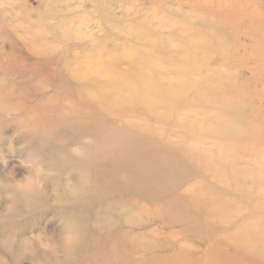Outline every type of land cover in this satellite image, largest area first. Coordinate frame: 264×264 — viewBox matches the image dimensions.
I'll return each instance as SVG.
<instances>
[{
    "label": "rangeland",
    "instance_id": "rangeland-1",
    "mask_svg": "<svg viewBox=\"0 0 264 264\" xmlns=\"http://www.w3.org/2000/svg\"><path fill=\"white\" fill-rule=\"evenodd\" d=\"M260 17L264 0H0V264L91 257L92 242L110 243L100 230L126 217L148 253L134 260L264 264ZM149 60L152 78L127 80ZM98 90L122 110L100 108L101 123L177 169L140 151L119 159L117 134L97 146L53 110L88 114ZM125 174L135 178L119 183ZM168 192L181 195L174 212Z\"/></svg>",
    "mask_w": 264,
    "mask_h": 264
},
{
    "label": "bare ground",
    "instance_id": "bare-ground-1",
    "mask_svg": "<svg viewBox=\"0 0 264 264\" xmlns=\"http://www.w3.org/2000/svg\"><path fill=\"white\" fill-rule=\"evenodd\" d=\"M223 5H227V3L222 4ZM241 3L239 4L238 7V11L241 10L240 8ZM237 11V12H238ZM260 19H264V17H260ZM140 63L137 64H133L132 66L135 65H141L139 68L137 67H133V71H134V76H136L135 78H127V80H134L136 83H138L139 81L145 80V79H150L153 77V75L156 72H149L146 71V73H144L145 71L142 70V68L144 67L145 64H148L149 61L147 62H142L139 61ZM108 67V66H107ZM103 70L102 71H107L108 68H106V65L104 64V66H102ZM110 69V68H109ZM116 71V70H114ZM113 69H110V73L114 72ZM116 73V72H115ZM101 77V76H99ZM101 93L100 90H98L96 93L90 94L89 96V102L94 105L91 109H89V113H83L80 112L81 110L77 109V108H71L72 110H67L65 109L62 105H56V107L53 109L57 112L60 113L62 121H64L67 124H73L75 122L81 123L83 125H77L76 127H78V130L81 131L80 133H83L84 131H82L83 128H89L91 133L97 138V146H103L106 142V140H108L109 138L104 137L103 133H108V134H117L119 136V138H116V141L111 144L110 146H116L118 148H121V151L118 155L119 159H120V155L124 154V157L127 155V152L130 151L131 153H135L137 151H140L143 153V160L146 162L150 161L148 160V158H151L153 160V162H151V164H153L154 166H156L157 168L158 165L164 166L166 165L167 169L170 167H173L175 169H177V161L175 160V158H167V157H163L164 158V162H161V160L163 158H154L151 157L149 154V152H146L148 150V146L140 141H136L134 142L133 139L130 138L129 132L126 131L124 127H118V126H111V125H106L101 123V121H105L104 115L101 112L100 108L105 107L107 109V111L109 110L112 113L118 114V112L116 111H122L117 109L116 107H114L113 104V100L116 99V96L112 95L111 93L108 96H104L103 94H99ZM95 96H100V97H95ZM93 101H95L97 104L95 106V104H93ZM94 110L92 113L91 111ZM126 113V112H123ZM69 115V116H68ZM126 116H128L127 114H125ZM132 116V115H131ZM51 117H53L51 115ZM95 119V122H89L88 120H92ZM110 124V123H109ZM85 125V126H84ZM126 125V124H125ZM124 125V126H125ZM104 127H108V128H104ZM28 129V128H27ZM105 129V130H104ZM28 131L32 132L34 131L33 129H29ZM123 132L124 136H123ZM125 138L131 141V143H124V141L120 140L121 138ZM133 142V143H132ZM126 154V155H125ZM91 156L92 157H96L98 156V153L96 152L95 149L91 150ZM100 156V155H99ZM113 156V150L110 153H106L105 154V158ZM157 159H161L159 162L157 161ZM162 163V164H161ZM173 169V170H175ZM136 171H144V169H139ZM135 178V175H129V174H125L124 176H119L120 181L119 183L122 184H127L128 181L133 180ZM176 187L180 186V182L175 183ZM175 190V189H174ZM171 191V190H170ZM170 193V192H168ZM175 193H177V191L175 190ZM180 194V193H179ZM179 194H172L170 193L168 195V199H164L165 202L170 203V208L169 210L171 212L176 211L179 207H181V203H180V198L181 195ZM179 201V202H178ZM189 199H187V201L185 202L186 204H188ZM184 203V204H185ZM171 205H173V207H171ZM135 208V205H133V209L132 208H128L127 212L131 213ZM132 209V210H131ZM122 214H126V211H121ZM120 212V213H121ZM198 213V212H197ZM194 215H196L195 213H193ZM122 218V217H121ZM129 217H126L124 219V222L120 223V222H115V224H108L107 227H104V229L100 230V232L103 234L102 235V240L105 242H110L109 244H105L102 243L100 244L99 242H92V245H89V249L92 250L91 253V257L90 254L88 252V249L83 250V253L80 254L78 256V259L76 261H74V263L69 262L67 260V258H64L63 261H47L41 264H119L115 261H113V256L115 254H117L116 257V261H120L122 262L121 264H152L151 260L149 258H144V259H139V260H134L132 258V256L135 253L141 252L143 253V255H147L148 253L146 252L147 250L144 249V247H140L139 244L137 243H133L131 240V233L132 230L133 232H136L134 229L136 227H131L129 225L132 224V221L128 220ZM185 216H181V215H177L176 216V221L181 223L183 220H185ZM136 226H138V229H141V227H145L144 229H148L149 224H147L146 222H141L136 224ZM128 227H131L132 230H130ZM83 228V224H81L79 226V231L80 229ZM147 233H149V231H145L142 232L141 234H134L133 236L135 237L134 239H136V241L141 240L143 238H145L147 235ZM136 245V246H135ZM180 248L182 249L179 253L173 254V258L172 261H175L177 258H179L181 256V252L183 253V249L184 247L182 245H180ZM161 256L159 258V260L161 261V264L164 262V259H166V256ZM60 257V256H59ZM57 257V258H59ZM110 257H112L110 259ZM173 264V262L171 263Z\"/></svg>",
    "mask_w": 264,
    "mask_h": 264
}]
</instances>
